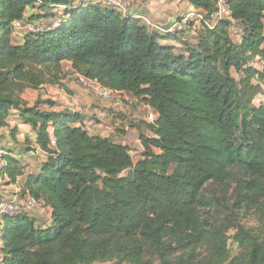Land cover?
Returning a JSON list of instances; mask_svg holds the SVG:
<instances>
[{"label": "trees", "instance_id": "16d2710c", "mask_svg": "<svg viewBox=\"0 0 264 264\" xmlns=\"http://www.w3.org/2000/svg\"><path fill=\"white\" fill-rule=\"evenodd\" d=\"M185 1L206 20L217 12L215 0ZM227 7V18L191 36L87 0H0V129L18 110L37 133L47 159L22 196L51 210L46 229L29 212L0 219V264H264V101L256 103L264 72L253 66L264 60V0ZM16 21L59 25L15 43ZM65 62L156 115L144 123L152 136L138 129V163L128 146L79 126L80 117L40 109L53 102L22 99L28 89L62 86ZM0 146L2 175L16 182L23 172L14 150ZM219 196L237 213L256 212L261 226L207 217Z\"/></svg>", "mask_w": 264, "mask_h": 264}, {"label": "crops", "instance_id": "0c3cea01", "mask_svg": "<svg viewBox=\"0 0 264 264\" xmlns=\"http://www.w3.org/2000/svg\"><path fill=\"white\" fill-rule=\"evenodd\" d=\"M87 1H89V4L92 5H97V6L105 5L103 0H87ZM125 2L127 3L134 2L137 6L135 5L134 7H132V11H130V8H128L123 13H126V15L129 14L133 18L140 20V22H142L144 25L148 26L151 29L160 28L162 32H166L173 25V22H175L177 19L183 18L190 13L204 14L202 10L193 7L185 0L182 1V5L177 4V6H175L173 0H125ZM194 28L200 30L201 29L200 23L197 22L194 23ZM239 40L240 39L238 36V41ZM162 44L176 48L181 47L180 41H175V40H163ZM259 61H264V60L258 59L256 63L253 64V66L257 69H258L257 63ZM65 63H68L71 73H73V75L76 76L78 79V75L74 73L71 67V63L69 62H65ZM67 77L69 80L72 79L73 76L72 77L67 76ZM61 82L63 83L65 81L61 80ZM262 86L264 88V84ZM62 87L63 85L58 87L44 86L39 90L28 89L22 95V99L27 103L28 107L34 106L39 99H41L44 102L51 101L55 105L53 109H49L50 107L46 104H42L40 109L42 111L52 110L57 113H62L64 116L76 115L80 117L82 120V123H79L78 125L79 126L82 125L86 128L87 126L86 118L83 113L86 111L85 105L91 103L88 95L85 93V91H83L82 89L76 86L75 91L78 94L79 99L74 100L73 104H70L71 103L70 100L72 98L68 100L65 97L64 92L59 90ZM55 91H56V96L58 95L59 97H61L62 102L59 101L58 103L56 96L54 98H51L52 94ZM263 101H264V96L260 97V99L257 100L258 102L257 104ZM65 104L67 106H64ZM103 107L104 106H101V108ZM94 111L102 114L101 109ZM103 119L104 118H102V120ZM113 121L115 120L113 119ZM135 128H137V130L142 129V131H144L145 130L144 123L137 125V127ZM87 130L93 135H100L105 138H108V136H105L103 134L92 133L90 129ZM36 140H37V133L29 125L22 123V121L20 120V112L18 110H12L10 117L8 119L7 126L0 129V144L5 146L8 150H14L12 151L13 153H11V156H13L18 161L19 163L18 165L23 172V176L18 177L16 182H12L8 177L5 179V181L8 182L9 184L8 186L3 187L4 188L3 190H0V201L8 200L10 198L9 196L11 193H20L22 195L23 194L22 190L29 176L38 174L42 164L46 162L47 155L36 145Z\"/></svg>", "mask_w": 264, "mask_h": 264}, {"label": "rangeland", "instance_id": "374dc122", "mask_svg": "<svg viewBox=\"0 0 264 264\" xmlns=\"http://www.w3.org/2000/svg\"><path fill=\"white\" fill-rule=\"evenodd\" d=\"M182 1L173 0L175 6H177V4L182 5ZM125 3H126V9L130 8V11H132V7L136 5L134 2L132 3L125 2ZM38 11L39 10H37V12H34L33 14H37ZM60 11L61 10L59 9L55 10V14L61 13ZM49 22H50L49 24H53L52 21ZM29 27L30 24L25 23L22 29L14 31L15 43L22 42L24 36L27 35V33L29 32ZM235 32L236 31L232 33V36L234 37L235 40H238L237 33ZM257 64H258L257 65L258 69L264 72V61H259ZM67 76H71V77L73 76V77L72 79L68 80ZM234 76L236 77V79L238 80L240 79V77L236 73H234ZM62 80H64L65 82L63 83L61 82V85H63V87L60 88L59 90L64 92L65 97L68 100L72 98L70 100L71 102L70 104H73L74 100L79 99L78 94L75 91L76 86L82 89L83 91H85V93L88 95L91 103L85 105L86 111L83 113L86 118V125L89 127L88 128L86 126V128L90 129L92 133L103 134L105 136L112 138L118 144H123L125 146H128V148L131 151L130 154L134 162L138 163L142 159V153L144 152V149L139 140V133L137 128H135V126L140 125L142 123H149L148 119L152 113V110H150V108H148L144 103L140 102V100L136 99L132 95L124 96V95L116 94L112 97V99L109 100L102 99V97H100L97 93H95L91 88L86 87L80 83L77 77L74 76L73 73H71L68 63H65L63 65ZM52 87H58V86H52ZM55 96H56V91L52 94L51 98H54ZM56 98L58 103L59 101L62 102L61 97L57 95ZM256 103L258 102L256 101ZM64 106L67 105L65 104ZM101 106L104 107L101 108ZM99 109H101L102 114L94 111ZM102 118L104 119L102 120ZM113 119L115 121H113ZM143 132L144 135L152 136L146 130H144ZM174 168L175 167L171 169L170 171L171 173L173 172ZM6 178L7 177L0 178V190H3L4 189L3 187L8 186L9 183L5 181ZM209 190H212L211 186H208L206 188L205 193H208ZM9 197L10 198L8 200L18 201L17 202L18 208L19 209L22 208L21 203L24 200V197L20 193H11ZM220 197L222 196H219V198ZM222 200H225V202H221ZM228 200H229V196L225 198L224 197L220 198V202L215 203L216 205H214L211 209L204 210V214L207 217L211 218L213 221L219 220V217L234 218L235 221H237L241 226H244L246 228H258L259 226H261V221L259 220L256 212L249 211L246 213V211L243 210L240 213H237L233 210V205ZM29 213L37 219V221L42 226V228L46 229L51 225V217H50L51 210L45 207L43 204H41V206L38 209L29 211ZM229 235L233 237L235 235V230L232 229L229 232ZM229 246L232 251V254L237 255L239 249L237 245L233 242V240L229 242ZM104 264H114V263H104Z\"/></svg>", "mask_w": 264, "mask_h": 264}, {"label": "built area", "instance_id": "2783aa9c", "mask_svg": "<svg viewBox=\"0 0 264 264\" xmlns=\"http://www.w3.org/2000/svg\"><path fill=\"white\" fill-rule=\"evenodd\" d=\"M105 5L111 6L115 9H118L120 12H124L126 10V3L125 0H103ZM217 12L212 16L210 20H206L204 16L201 14H195L190 13L186 15L183 18L177 19L175 22H173V25L163 33L166 34H181L183 32H189L191 36H195L198 29L194 28V23H200V27L202 28V23H204L208 27H215L216 24L229 16V10L227 7V0H215ZM63 9V8H62ZM61 9V10H62ZM126 15V13H123ZM28 23V22H26ZM56 24H49V23H29V32L32 34L41 33L44 31H50L58 27V23ZM37 24V25H36ZM25 25V23H22L20 21H16L13 23V30H20ZM155 29V28H154ZM155 30L161 31L160 28H156ZM162 32V31H161ZM78 79L81 84H83L86 87L91 88L95 93H97L102 99L109 100L112 99V97L116 94L124 95L122 93L114 92L112 90L106 89L102 87V85L96 81V80H90L88 78L78 76ZM156 121V115L151 113L148 122L154 123ZM51 143L53 146H55V139L52 138ZM8 155L7 150L0 146V178H4L5 176L2 175V170L6 167V156ZM18 201L16 200H3L0 201V219L4 217H14L18 214L22 213H28L29 211L36 210L41 206V202L33 199L30 195H26L24 197V200L22 201L21 205L22 208H18Z\"/></svg>", "mask_w": 264, "mask_h": 264}]
</instances>
